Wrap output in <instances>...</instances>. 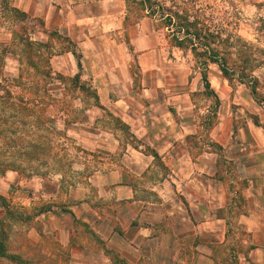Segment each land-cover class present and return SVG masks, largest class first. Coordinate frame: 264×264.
Returning <instances> with one entry per match:
<instances>
[{"label": "crops", "instance_id": "1", "mask_svg": "<svg viewBox=\"0 0 264 264\" xmlns=\"http://www.w3.org/2000/svg\"><path fill=\"white\" fill-rule=\"evenodd\" d=\"M13 7L34 24L27 39L57 77L79 73L76 47L81 82L88 89L68 87L81 96L82 110L70 124L99 131L65 136L79 158L101 161L92 171L85 164L77 171L97 186L98 196L79 199L69 193L62 199L67 209L88 212L68 216L51 211L32 220L36 225L47 218L61 242L51 251L60 255L59 264L64 263L61 255H66L64 264H222L216 254L229 242L232 222L244 231L240 240L245 248L253 247L248 256L241 254L244 259H264V115L259 123L247 122L235 137L231 124V134L221 143L224 158L211 146L201 152L189 143L198 123L173 114L171 103L179 96L159 80L164 43L146 12L133 20L129 0H13ZM22 47L14 52L19 62L25 40ZM137 64L146 78L155 75L157 84L145 81L136 87ZM88 95L95 101L89 103ZM108 111L119 119L110 122ZM58 172L62 179L56 181V196L64 185V171ZM82 216L95 226L77 242L74 224ZM0 264L10 263L0 257Z\"/></svg>", "mask_w": 264, "mask_h": 264}, {"label": "rangeland", "instance_id": "2", "mask_svg": "<svg viewBox=\"0 0 264 264\" xmlns=\"http://www.w3.org/2000/svg\"><path fill=\"white\" fill-rule=\"evenodd\" d=\"M139 1L129 0L133 20L145 13L141 10ZM154 1L166 6L188 8L213 29L222 31L225 35L241 37L264 51V0ZM13 8V0H0V44L8 43L5 47L0 45V195L6 197L13 208L33 213L35 208L43 204L63 205L62 199H68L69 193L79 199L86 195H96L94 190L97 186H90L91 183L83 179L85 174L79 175L77 171L85 167L83 164L87 167L90 165L88 170L92 171L94 166L101 165V161L79 158L76 145L67 146L65 136L68 134L73 137L76 132L88 136L99 131L82 126L79 130V126L70 124L76 118V113L79 114L82 110L78 108L81 96L70 92L74 85L69 74L64 75L65 80L57 77L51 71L46 57L38 59L34 52L29 54L26 47L23 50V60L17 61L14 52L23 49L22 43L30 37L29 29L34 24L29 23L27 15L17 14ZM155 24L157 26L159 23ZM15 31L18 33L16 37L12 36ZM157 34L164 43L162 53L165 57L162 70L159 71V80L163 85L171 87L172 96H179L172 100L173 114L179 118L195 119L198 123L197 133L189 139L195 149L203 152L211 146L212 150L224 158L226 148L221 143L231 134V124L234 123L235 137L247 122L259 123L261 115H264V103H257L249 88L236 80L230 83L217 65H211L208 77L211 88L220 99V104L217 105L214 95L204 87L201 68L193 55L173 47L167 37V30L163 27L160 26ZM261 58L264 59V54ZM133 70L137 74L134 81L136 87H143L145 81L157 84L155 75L149 73V78H146L147 74L141 71L139 64ZM255 75L259 77L263 85L261 92L264 93V66L256 70ZM88 96L89 103L95 101L91 95ZM99 114L96 111L95 115ZM108 116L110 122L120 117L112 111H108ZM116 128L123 134L129 133L118 125ZM211 133L217 137V143ZM200 136L202 137L199 139ZM91 145L85 147L91 149ZM61 170L64 171V185L61 188L64 194L56 196L58 187L55 184L62 179L58 172ZM86 174L89 175L87 171ZM74 209L61 212V209L55 207L52 212L70 216V211L79 214L85 208L74 206ZM84 211L88 212L87 209ZM85 218L82 216L75 220L74 230L79 237L75 238L77 242H81L80 238L85 233L87 235L94 230L93 219L87 222L84 221ZM45 219L47 218H42L44 222L39 221L38 224L34 222L36 225L32 220L11 223L12 226L7 228L9 237L6 253L20 255L22 264H59L57 260L61 258L60 255L51 251L55 247H61V242L56 240L55 233L51 232ZM229 234V242L216 254L222 264H264V259L257 260L254 256L250 261L238 254V241L244 236V231L237 223L232 222ZM7 254L0 256L3 262L21 264ZM61 256L65 263L66 255Z\"/></svg>", "mask_w": 264, "mask_h": 264}, {"label": "trees", "instance_id": "3", "mask_svg": "<svg viewBox=\"0 0 264 264\" xmlns=\"http://www.w3.org/2000/svg\"><path fill=\"white\" fill-rule=\"evenodd\" d=\"M141 10L146 12L155 20V27L159 30L160 26L167 30V37L173 47L190 52L201 68L202 80L206 91L213 94L217 105L220 99L215 91L211 88L209 80V70L211 65H217L225 79L230 83L235 80L250 89L255 101L262 105L264 103V93L261 92L262 84L256 70L264 66V59L261 58L264 51L256 48L241 37H234L231 34L225 35L222 31L213 29L205 23L198 14L188 8L176 7L175 5L166 6L154 0H140ZM24 16H26L24 14ZM26 48L29 54L35 52V47L30 44L29 39H25ZM73 47L74 44H73ZM78 64L79 73L70 81L75 86H80L86 90V84L81 82V55L73 49ZM65 80L66 77L60 76ZM0 207L4 208L6 213L0 221V256H6L8 233L7 228L12 226L11 223L29 222L33 217L39 216L46 212L55 210V207L61 211H69L63 205L56 203L43 204L35 208L33 213L26 209L13 208L6 197L0 195ZM238 254L248 256L252 246L245 248L243 240L238 241ZM8 255V254H7ZM11 259H16L17 263H23L20 255H8ZM228 261V260H227Z\"/></svg>", "mask_w": 264, "mask_h": 264}]
</instances>
